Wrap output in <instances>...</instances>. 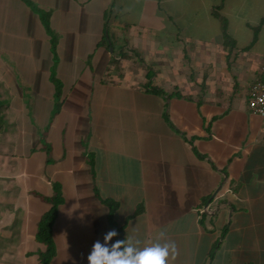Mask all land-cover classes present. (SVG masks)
Wrapping results in <instances>:
<instances>
[{"label":"crops","instance_id":"1","mask_svg":"<svg viewBox=\"0 0 264 264\" xmlns=\"http://www.w3.org/2000/svg\"><path fill=\"white\" fill-rule=\"evenodd\" d=\"M263 19L264 0H0V264H39L55 186L51 264H88L103 201L124 239L174 242L170 264L264 237Z\"/></svg>","mask_w":264,"mask_h":264},{"label":"clouds","instance_id":"2","mask_svg":"<svg viewBox=\"0 0 264 264\" xmlns=\"http://www.w3.org/2000/svg\"><path fill=\"white\" fill-rule=\"evenodd\" d=\"M118 235L113 228L104 233L102 241H94L87 255L88 264H170L176 258V245L164 240L163 232L143 247L132 237L114 240Z\"/></svg>","mask_w":264,"mask_h":264},{"label":"trees","instance_id":"3","mask_svg":"<svg viewBox=\"0 0 264 264\" xmlns=\"http://www.w3.org/2000/svg\"><path fill=\"white\" fill-rule=\"evenodd\" d=\"M221 9H222V5L216 7L214 9V15L220 20L222 24V32H223L226 44H229V43H232L233 41L228 32L227 20L221 15ZM39 13H40L42 20L44 21V23L49 29V15L43 12H39ZM261 23L262 24L264 23V19L262 20ZM259 30H260V27L255 30L256 32L255 41L257 40V34L259 33ZM106 38L107 36L104 37L103 41H105ZM263 80L264 78L261 81ZM152 92L158 95H167L164 90L157 88V87H154L152 89ZM173 95L182 97V95L178 93H175ZM55 192H56V195L53 198L46 199V201L50 203L51 207L49 211L43 215L40 221V224H39L37 240L46 246V250L40 253L39 255V264H51L57 255V248H56L54 237H53V230H54V225L58 218L59 208L63 204V197L61 195V190L58 186H55ZM103 202L109 208L110 225L113 228H116V224L114 221V215H115V212L117 211L118 206L115 202H111V201H103ZM118 233H119V239H124V230L122 228L118 229ZM214 254H215V251L213 252L211 257H213Z\"/></svg>","mask_w":264,"mask_h":264},{"label":"rangeland","instance_id":"4","mask_svg":"<svg viewBox=\"0 0 264 264\" xmlns=\"http://www.w3.org/2000/svg\"><path fill=\"white\" fill-rule=\"evenodd\" d=\"M259 48L260 51H262V49H264V46L260 44ZM187 49L189 57L193 56L194 47L188 45ZM221 241L222 239H220L219 243ZM243 241L244 244L241 249L233 253L228 252V250L233 247L232 245H235V243L236 245L241 244ZM255 241H257V245H255ZM226 242L227 244L225 245L224 250H222L219 257V260L224 261L225 264H245L247 261H251V259H255L257 261V264H264V237L262 234L257 239L254 238L253 235H247L246 239L238 236H228L226 238ZM256 246H258V248ZM256 249H261V253L256 254Z\"/></svg>","mask_w":264,"mask_h":264},{"label":"built area","instance_id":"5","mask_svg":"<svg viewBox=\"0 0 264 264\" xmlns=\"http://www.w3.org/2000/svg\"><path fill=\"white\" fill-rule=\"evenodd\" d=\"M262 72L264 74V67ZM248 106L253 114L264 119V80L252 87Z\"/></svg>","mask_w":264,"mask_h":264}]
</instances>
